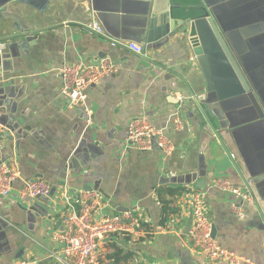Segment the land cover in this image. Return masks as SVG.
Here are the masks:
<instances>
[{"label": "crops", "instance_id": "obj_1", "mask_svg": "<svg viewBox=\"0 0 264 264\" xmlns=\"http://www.w3.org/2000/svg\"><path fill=\"white\" fill-rule=\"evenodd\" d=\"M188 3L182 16L194 13L193 2ZM2 12L9 17L0 18V44H6L0 58V108L5 110L0 124L3 120L14 130L1 124L0 163L17 168L21 179L8 197H0V264L28 258L58 264L65 256L57 239L64 217L78 209L81 192L91 190L105 202L100 216L128 210L143 215L135 234H116L102 243L99 264H224L209 261L191 245L193 189L205 194L218 243L242 256L244 264H264V197L232 134L220 130L219 141L196 114L193 98L208 95L187 36L177 34L151 48L127 38L140 29L138 9L118 13L115 26H106L82 0H13ZM94 22L107 37L90 30ZM29 31H41L31 45L24 38L10 39ZM130 44L145 53L136 54ZM108 57L117 70L87 90L89 123L61 94L60 70ZM143 116L173 141L171 156L128 145L130 122ZM253 154L264 159L261 150ZM215 178L243 190L248 181L254 202L212 187ZM35 179L51 186L50 196L23 201L24 182Z\"/></svg>", "mask_w": 264, "mask_h": 264}, {"label": "water", "instance_id": "obj_2", "mask_svg": "<svg viewBox=\"0 0 264 264\" xmlns=\"http://www.w3.org/2000/svg\"><path fill=\"white\" fill-rule=\"evenodd\" d=\"M11 1L0 0V18L9 17L2 9ZM82 1L91 5L106 26L107 22L115 26L118 13L138 9L140 29L127 38L151 48H159L177 34L188 37L208 95L206 100L193 98L196 114L205 120L204 130L219 141L220 130L232 134L264 197V159L256 160L253 154L254 149L261 150L264 156V0ZM188 1L193 2L189 6L194 13L182 16ZM40 33L29 31L10 39L24 38L31 45ZM4 113L0 108V114ZM1 124L14 130L3 120Z\"/></svg>", "mask_w": 264, "mask_h": 264}, {"label": "built area", "instance_id": "obj_3", "mask_svg": "<svg viewBox=\"0 0 264 264\" xmlns=\"http://www.w3.org/2000/svg\"><path fill=\"white\" fill-rule=\"evenodd\" d=\"M93 33L105 36V29L98 22H94L90 29ZM109 39V38H107ZM117 45L116 42H112ZM130 48L138 55L145 50L137 44H130ZM6 49V44H0V55ZM117 70L114 60L104 58L97 64L77 63L63 66L60 70L62 77L61 94L67 100L71 109L84 112L88 122H92L93 112L87 106V90L100 84L105 78L115 74ZM177 129L182 127L180 118L175 119ZM2 125L0 124V131ZM128 145L140 152H149L157 148L165 156H171L175 151L173 141L156 128L146 117L133 119L128 126ZM21 179L20 171L6 163H0V197H8L15 183ZM212 187L227 194H232L246 202H254V197L246 181L247 189L236 187L231 181L215 178ZM51 186L41 179L24 182L20 190L23 201H33L48 198ZM204 193L198 189L189 192V203L193 218V225L189 231V240L194 250L204 255L211 262L224 264H244L245 260L236 252L221 246L213 236V223L209 217ZM102 194L99 191H83L78 198V209L69 212L64 217V229L57 235V239L65 245L64 258H58V264H99L102 243L116 234H135L143 221V215L136 210L124 211L112 216H100L104 206ZM233 211L240 217L244 212L234 207ZM15 264H42L34 259L20 260Z\"/></svg>", "mask_w": 264, "mask_h": 264}]
</instances>
